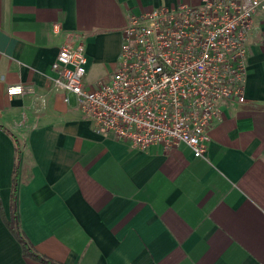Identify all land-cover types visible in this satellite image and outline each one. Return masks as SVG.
<instances>
[{
  "label": "crops",
  "instance_id": "crops-1",
  "mask_svg": "<svg viewBox=\"0 0 264 264\" xmlns=\"http://www.w3.org/2000/svg\"><path fill=\"white\" fill-rule=\"evenodd\" d=\"M194 3L0 0V264H44L8 229L13 212L58 264H264V12L247 39L245 102L221 107L204 159L97 135L52 86L61 46L83 48L94 85L117 69L129 14ZM17 84L27 94L8 99Z\"/></svg>",
  "mask_w": 264,
  "mask_h": 264
},
{
  "label": "built area",
  "instance_id": "built-area-1",
  "mask_svg": "<svg viewBox=\"0 0 264 264\" xmlns=\"http://www.w3.org/2000/svg\"><path fill=\"white\" fill-rule=\"evenodd\" d=\"M264 0H196L175 8L129 14L121 32L118 66L94 85L85 81L81 46L63 45L52 63V86L97 135L137 150L185 145L204 159L211 127L224 104L245 102L247 39ZM20 84L8 99L24 96Z\"/></svg>",
  "mask_w": 264,
  "mask_h": 264
},
{
  "label": "trees",
  "instance_id": "trees-1",
  "mask_svg": "<svg viewBox=\"0 0 264 264\" xmlns=\"http://www.w3.org/2000/svg\"><path fill=\"white\" fill-rule=\"evenodd\" d=\"M19 153H20V148L16 144V164L19 159ZM15 174H16V166L14 167V178H13L12 193H11L12 207L14 206L15 192H16ZM7 226H8V229L15 236L17 241L20 243L22 247V252L25 256L35 258L36 260H39L44 264H58V263L52 262L51 260L46 259L45 257L37 255L33 251L31 245L28 243L26 238L23 236V234L19 230V225L16 220L15 212H13L11 221L7 223Z\"/></svg>",
  "mask_w": 264,
  "mask_h": 264
},
{
  "label": "rangeland",
  "instance_id": "rangeland-1",
  "mask_svg": "<svg viewBox=\"0 0 264 264\" xmlns=\"http://www.w3.org/2000/svg\"><path fill=\"white\" fill-rule=\"evenodd\" d=\"M105 67L107 68L108 66H105ZM113 68H114V66L112 65V66L110 67L111 71L113 70ZM98 71L101 72V69H99ZM105 71H108V69H105ZM97 73H99V72H97Z\"/></svg>",
  "mask_w": 264,
  "mask_h": 264
}]
</instances>
